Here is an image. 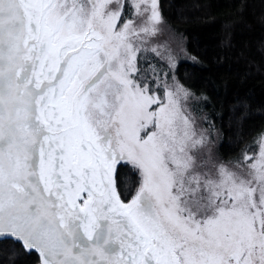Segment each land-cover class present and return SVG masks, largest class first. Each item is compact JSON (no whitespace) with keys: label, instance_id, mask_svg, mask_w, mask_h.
<instances>
[{"label":"snow or ice","instance_id":"snow-or-ice-1","mask_svg":"<svg viewBox=\"0 0 264 264\" xmlns=\"http://www.w3.org/2000/svg\"><path fill=\"white\" fill-rule=\"evenodd\" d=\"M163 25L160 0H0V242L37 264H264V131L215 156L158 67Z\"/></svg>","mask_w":264,"mask_h":264},{"label":"trees","instance_id":"trees-1","mask_svg":"<svg viewBox=\"0 0 264 264\" xmlns=\"http://www.w3.org/2000/svg\"><path fill=\"white\" fill-rule=\"evenodd\" d=\"M160 7L188 53L176 80L192 94L193 110L207 115L220 157L230 159L264 129V0H160ZM0 264H37V255L6 239Z\"/></svg>","mask_w":264,"mask_h":264},{"label":"rangeland","instance_id":"rangeland-1","mask_svg":"<svg viewBox=\"0 0 264 264\" xmlns=\"http://www.w3.org/2000/svg\"><path fill=\"white\" fill-rule=\"evenodd\" d=\"M159 42L161 44L166 45V55H171V57L173 58V64L172 67H169L167 61H159L158 62V67L163 68L164 72L168 73L167 79L169 83H178L179 85H181L175 77V66L177 65V63L180 61V59H184L186 57H188V53H186L184 46H183V41L182 38L176 33V31H174L165 21H164V25H163V32L162 35L158 38ZM182 86V85H181ZM183 87V86H182ZM184 88V87H183ZM191 97L189 98L188 102H187V106L189 108V110L192 112V114L196 117L198 124L202 127V128H206V129H210L208 128L209 126V121L207 119V115L202 114L199 115L197 111L193 110V103L190 102ZM211 139H212V150L215 154V156L219 159H222L224 161H229V160H235L237 157H239L242 153V151L247 147L248 151L250 153H253L255 151H257V147L255 144H253V139L260 133L256 134L252 140L245 146V148L240 151L236 156L230 158V159H224L221 158L218 152V137L216 132H213L211 129ZM264 131V129L262 130ZM250 146V147H249ZM131 198V197H130ZM129 198V199H130ZM127 202V201H126Z\"/></svg>","mask_w":264,"mask_h":264}]
</instances>
